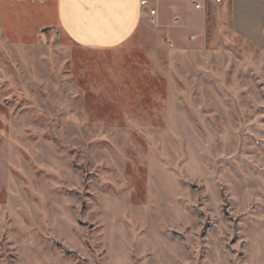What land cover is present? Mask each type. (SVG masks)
<instances>
[{"label":"rangeland","instance_id":"374dc122","mask_svg":"<svg viewBox=\"0 0 264 264\" xmlns=\"http://www.w3.org/2000/svg\"><path fill=\"white\" fill-rule=\"evenodd\" d=\"M0 264H264V42L0 29Z\"/></svg>","mask_w":264,"mask_h":264},{"label":"crops","instance_id":"0c3cea01","mask_svg":"<svg viewBox=\"0 0 264 264\" xmlns=\"http://www.w3.org/2000/svg\"><path fill=\"white\" fill-rule=\"evenodd\" d=\"M198 1L200 8L191 0H0V29L54 25L79 47L107 50L132 39L152 46L162 36L205 29L210 23L224 25L246 41L264 42V0ZM174 18L180 27L172 25Z\"/></svg>","mask_w":264,"mask_h":264},{"label":"built area","instance_id":"2783aa9c","mask_svg":"<svg viewBox=\"0 0 264 264\" xmlns=\"http://www.w3.org/2000/svg\"><path fill=\"white\" fill-rule=\"evenodd\" d=\"M191 1H192V3H193L195 8H200L201 7V3L198 0H191ZM208 1L212 2L214 4H218V3L221 2V0H208ZM148 13H149V15L153 16L155 14V10L154 9H148ZM171 23H172L173 26H175V25H177L179 23V19L178 18H174ZM262 34L264 36V28L262 30Z\"/></svg>","mask_w":264,"mask_h":264}]
</instances>
